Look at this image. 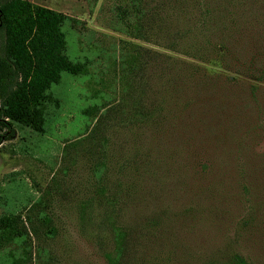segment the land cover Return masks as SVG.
Here are the masks:
<instances>
[{"label":"rangeland","instance_id":"rangeland-1","mask_svg":"<svg viewBox=\"0 0 264 264\" xmlns=\"http://www.w3.org/2000/svg\"><path fill=\"white\" fill-rule=\"evenodd\" d=\"M29 1L85 72L0 144V264H264V0Z\"/></svg>","mask_w":264,"mask_h":264},{"label":"trees","instance_id":"trees-1","mask_svg":"<svg viewBox=\"0 0 264 264\" xmlns=\"http://www.w3.org/2000/svg\"><path fill=\"white\" fill-rule=\"evenodd\" d=\"M65 20L72 18L29 0H0V143L12 137V121L40 131L50 84L61 71L85 72L64 52ZM228 264L247 263L234 254Z\"/></svg>","mask_w":264,"mask_h":264},{"label":"crops","instance_id":"crops-1","mask_svg":"<svg viewBox=\"0 0 264 264\" xmlns=\"http://www.w3.org/2000/svg\"><path fill=\"white\" fill-rule=\"evenodd\" d=\"M2 142H3V141H2ZM2 142H1V143H2ZM1 143H0V144H1Z\"/></svg>","mask_w":264,"mask_h":264}]
</instances>
